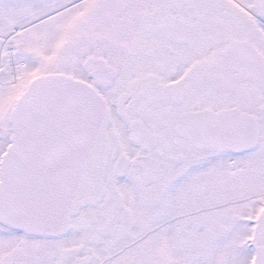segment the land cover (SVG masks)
Instances as JSON below:
<instances>
[{
	"label": "snow or ice",
	"instance_id": "6c2138e0",
	"mask_svg": "<svg viewBox=\"0 0 264 264\" xmlns=\"http://www.w3.org/2000/svg\"><path fill=\"white\" fill-rule=\"evenodd\" d=\"M0 264H264V0H0Z\"/></svg>",
	"mask_w": 264,
	"mask_h": 264
}]
</instances>
